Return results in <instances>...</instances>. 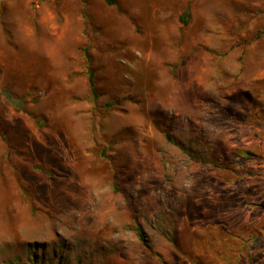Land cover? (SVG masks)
Segmentation results:
<instances>
[{"label": "rangeland", "instance_id": "rangeland-1", "mask_svg": "<svg viewBox=\"0 0 264 264\" xmlns=\"http://www.w3.org/2000/svg\"><path fill=\"white\" fill-rule=\"evenodd\" d=\"M0 264H264V0H0Z\"/></svg>", "mask_w": 264, "mask_h": 264}, {"label": "trees", "instance_id": "trees-1", "mask_svg": "<svg viewBox=\"0 0 264 264\" xmlns=\"http://www.w3.org/2000/svg\"><path fill=\"white\" fill-rule=\"evenodd\" d=\"M187 15H188V13H185V16H187ZM183 21L186 22L185 18H183ZM138 234H139L141 240L145 242V235H144L141 227H138Z\"/></svg>", "mask_w": 264, "mask_h": 264}]
</instances>
